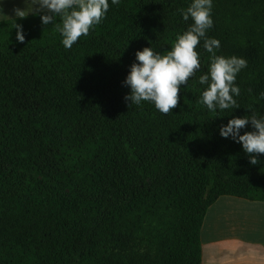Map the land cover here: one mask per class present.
Returning a JSON list of instances; mask_svg holds the SVG:
<instances>
[{
    "label": "trees",
    "instance_id": "16d2710c",
    "mask_svg": "<svg viewBox=\"0 0 264 264\" xmlns=\"http://www.w3.org/2000/svg\"><path fill=\"white\" fill-rule=\"evenodd\" d=\"M191 2L108 0L70 49L39 15L0 20V264H200L208 207L221 196L264 202V155L251 165L219 134L250 105L264 115V0H212L216 54L247 61L240 108L198 104L203 39L172 113L124 99L135 53L171 50L192 23L178 9Z\"/></svg>",
    "mask_w": 264,
    "mask_h": 264
},
{
    "label": "clouds",
    "instance_id": "9594fccd",
    "mask_svg": "<svg viewBox=\"0 0 264 264\" xmlns=\"http://www.w3.org/2000/svg\"><path fill=\"white\" fill-rule=\"evenodd\" d=\"M30 7L14 9L17 18H26L29 14L39 15L43 25H55L61 35V43L70 49L82 36L90 34L94 26L99 25L109 9L108 0H28ZM119 5L120 0H111ZM184 21L192 23L183 34H178L171 50L165 54L145 47L135 53L138 63L130 66L123 84L130 88V94L124 99L131 104L140 105L142 101L154 105L160 113L167 115L179 107L180 87L200 69V56L197 47L203 39V48L210 54L207 74L199 77L198 83L206 86L198 104L210 112L240 108L234 96L240 95L235 85L237 74L247 67V61L236 56L217 55L220 47L217 39L209 38L206 33L213 26L212 0H192L186 9H178ZM2 14V7H0ZM57 18L59 22H57ZM16 29V41L24 43L23 27L13 23ZM251 93V89L248 90ZM259 99H264V93ZM258 102V101H257ZM250 115L233 117L226 126L222 125L219 134L241 144L249 157L251 165H257L258 156L264 155V115H259L249 106ZM248 125L251 131L241 130Z\"/></svg>",
    "mask_w": 264,
    "mask_h": 264
},
{
    "label": "crops",
    "instance_id": "0c3cea01",
    "mask_svg": "<svg viewBox=\"0 0 264 264\" xmlns=\"http://www.w3.org/2000/svg\"><path fill=\"white\" fill-rule=\"evenodd\" d=\"M233 198L221 196L206 210L199 230L200 264H264V202ZM229 206L248 212L226 214Z\"/></svg>",
    "mask_w": 264,
    "mask_h": 264
},
{
    "label": "rangeland",
    "instance_id": "374dc122",
    "mask_svg": "<svg viewBox=\"0 0 264 264\" xmlns=\"http://www.w3.org/2000/svg\"><path fill=\"white\" fill-rule=\"evenodd\" d=\"M0 7H2V14H0V20H4V19L16 17L15 13H14V9L19 8V9L23 10L26 7H30V4L28 3V0H0ZM235 200H240V199L235 198ZM229 207L234 208V209H230L227 207L225 210H223V212L225 211L226 214L228 212L227 210L235 212V214H238V212H240V211L241 212H248L247 209H241V207H232V206H229ZM231 214H233V213H231Z\"/></svg>",
    "mask_w": 264,
    "mask_h": 264
}]
</instances>
